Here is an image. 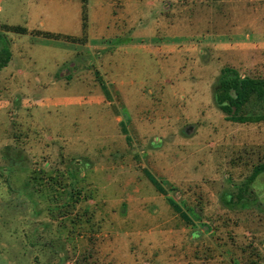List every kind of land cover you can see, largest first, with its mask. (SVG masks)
<instances>
[{
    "label": "rangeland",
    "instance_id": "obj_1",
    "mask_svg": "<svg viewBox=\"0 0 264 264\" xmlns=\"http://www.w3.org/2000/svg\"><path fill=\"white\" fill-rule=\"evenodd\" d=\"M0 7V264H264V121L212 97L264 79V0H88L87 48L34 34L80 36L82 0Z\"/></svg>",
    "mask_w": 264,
    "mask_h": 264
},
{
    "label": "trees",
    "instance_id": "obj_2",
    "mask_svg": "<svg viewBox=\"0 0 264 264\" xmlns=\"http://www.w3.org/2000/svg\"><path fill=\"white\" fill-rule=\"evenodd\" d=\"M87 5L88 0H82V32L80 36L45 30H37L34 34L45 38L86 44L89 41ZM5 26L10 31L21 34H25L28 31L23 26L8 24H5ZM10 58V50L6 47L2 48L0 53V69L8 64ZM254 95L258 97L264 96V79L242 75L237 68L231 65L222 67L213 85L212 97L215 105L224 114L226 120L240 123L264 121V114L249 115L245 112V105ZM262 173H264V158L254 165L250 175L247 177L246 185L252 183ZM236 199L243 201L242 193ZM223 200L228 205L233 204L234 197L231 195L225 196Z\"/></svg>",
    "mask_w": 264,
    "mask_h": 264
},
{
    "label": "crops",
    "instance_id": "obj_3",
    "mask_svg": "<svg viewBox=\"0 0 264 264\" xmlns=\"http://www.w3.org/2000/svg\"><path fill=\"white\" fill-rule=\"evenodd\" d=\"M132 3L133 4H135L136 3V0H132ZM1 8V7H0ZM134 9H135V7H134ZM112 17L111 16H109V22H107V24L106 23H104V25H107L108 27H109V29L110 30H114L115 29V24L114 23H111V19ZM126 23V25H127V27L129 28V29H133L134 30V34H133V36L132 37H130V39L126 42V43H121V44H119L118 46H117V50L118 51H123V50H132V46L133 45H136V43H137V41L138 40H136L137 38H138V36H137V34H136V23H135V21H127V22H125ZM9 25V24H8ZM91 29H92V22L90 21L89 22V42H87L86 44H79V43H73V42H69V41H65V42H68V43H72V44H75V45H81V46H85L86 48L88 47V46H90L94 41V37H93V35H92V32H91ZM29 30V29H28ZM26 34V33H25ZM38 37V36H37ZM40 37V36H39ZM114 40H115V42H118L120 39L117 37V38H114V39H111V41L112 42H114ZM116 49V48H115ZM63 52H65L64 53V55H63V58L61 59V60H59L58 62H57V65L56 66H58L59 64H61L63 61H68V60H71V59H73L72 57V55L73 54H68V53H72V52H70L69 50H67V48H65L64 49V51ZM11 58H12V56H11ZM11 58H10V61H11ZM9 61V62H10ZM8 67V64L6 65V66H4L3 67V69H6Z\"/></svg>",
    "mask_w": 264,
    "mask_h": 264
}]
</instances>
